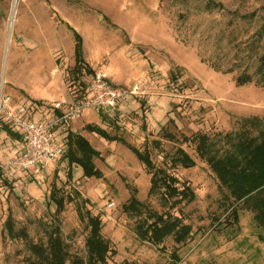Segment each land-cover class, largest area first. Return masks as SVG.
I'll use <instances>...</instances> for the list:
<instances>
[{"label":"rangeland","instance_id":"1","mask_svg":"<svg viewBox=\"0 0 264 264\" xmlns=\"http://www.w3.org/2000/svg\"><path fill=\"white\" fill-rule=\"evenodd\" d=\"M14 3L0 4V91L14 105L31 107L36 120L51 115L62 96L81 95L89 70L114 86L141 89L117 116L91 110L74 124L73 133L101 152L95 163L102 178L85 177L78 164L70 177L66 154L38 178L0 168V264H30L36 260L30 245H47L57 228L67 263L80 264L89 214L101 218L113 249L107 264H264V230L254 212L239 203L233 219V198L197 149V134L223 156L239 135L264 130V0H17L11 28ZM243 74L252 81L237 85ZM89 123L147 152L180 187L190 186L194 200L173 204L161 191L151 194L145 164L125 144L85 132ZM18 138L12 124L0 122V163L20 151ZM179 148L194 166L174 161ZM52 191L65 197L61 212ZM133 194L139 211L127 207ZM148 210L189 225L186 241L142 239L138 225Z\"/></svg>","mask_w":264,"mask_h":264},{"label":"trees","instance_id":"2","mask_svg":"<svg viewBox=\"0 0 264 264\" xmlns=\"http://www.w3.org/2000/svg\"><path fill=\"white\" fill-rule=\"evenodd\" d=\"M0 0V4H1ZM1 13V5H0ZM78 57H81L80 49ZM81 60V59H80ZM262 68H264V56L262 57ZM83 63L78 60L74 72L82 73ZM89 72L94 73L93 70ZM252 81L251 76L243 74L237 78V85H244ZM83 85V84H82ZM86 87L83 85L82 90ZM85 129L91 133H97L110 141H117L128 146L136 157L145 164L146 168L152 173L150 193L162 192V196L173 204L193 201L195 193L190 186L180 187L179 179L171 175L166 169L156 167L147 152L129 144L120 136L110 135V133L95 124L86 125ZM11 136L18 137L13 131L5 127L4 129ZM198 152L203 156H208V163L220 179L223 186L229 191V197L233 198V210L231 215L234 220L239 219L237 204L243 203L244 207L254 212L255 220L264 230V130L258 136L248 134L239 135L234 150L223 156L211 153V145L205 134H197ZM70 170L69 176L72 177L71 168L74 164L81 165L84 169L85 177L102 178L103 172L95 163L96 158L101 157V152L82 134L70 132L68 135L67 148L65 150ZM174 161L184 167H192L195 160L183 148H179L175 154ZM52 199L57 205V211L64 209L65 197L59 196L56 191H52ZM71 199V198H70ZM129 209L139 211L142 207L141 202L133 194ZM89 225L91 227L89 236L86 240L87 257L80 259V264H107L108 256L113 249L108 240L102 235V221L98 216L89 214ZM139 234L142 239L149 240L154 244L160 245L171 235L179 243L185 242L190 235L189 225L182 223L181 219L172 214L157 213L147 211V217L142 224L138 225ZM30 249L36 256V260L30 264H68L69 254L65 243L57 228L49 240L48 244H31Z\"/></svg>","mask_w":264,"mask_h":264},{"label":"built area","instance_id":"3","mask_svg":"<svg viewBox=\"0 0 264 264\" xmlns=\"http://www.w3.org/2000/svg\"><path fill=\"white\" fill-rule=\"evenodd\" d=\"M139 83L131 90L114 86L101 72L92 73L81 95L54 101L53 115L49 119L36 120L34 110L24 104L14 105L12 98L0 91V122L10 123L19 133L22 147L0 168L24 171L36 178L44 176L48 166L65 154V140L73 131L74 123L88 111L117 116L121 103L140 92ZM108 206L114 207L112 201Z\"/></svg>","mask_w":264,"mask_h":264},{"label":"crops","instance_id":"4","mask_svg":"<svg viewBox=\"0 0 264 264\" xmlns=\"http://www.w3.org/2000/svg\"><path fill=\"white\" fill-rule=\"evenodd\" d=\"M86 83V82H85ZM83 86L81 85V88H82ZM77 95V94H76ZM123 103V102H122ZM121 103V104H122ZM122 106V105H121ZM122 108V107H121ZM98 113V112H97ZM52 115H53V113H51V115L49 114L48 116L47 115H44L41 119H49V118H51L52 117ZM84 116H85V114H84ZM83 116V117H84ZM40 119V120H41ZM79 121V120H78ZM78 121H76L74 124H76ZM89 124H92V123H89ZM88 125V124H87ZM86 127V125L84 126V128ZM77 129L78 128H76V126L74 125V129H73V131H71V132H74V131H77ZM85 130V132H86V129H84ZM15 131V130H14ZM69 135V134H68ZM83 135V134H82ZM85 136V135H84ZM88 140H89V138L87 137V136H85ZM68 138V137H67ZM17 143H19V145H20V149H21V147H22V144H21V141H20V138H18L17 139Z\"/></svg>","mask_w":264,"mask_h":264},{"label":"bare ground","instance_id":"5","mask_svg":"<svg viewBox=\"0 0 264 264\" xmlns=\"http://www.w3.org/2000/svg\"><path fill=\"white\" fill-rule=\"evenodd\" d=\"M17 0H15V3L13 4V13H12V17H11V24L10 27H13L14 24V17H15V13H16V7H17Z\"/></svg>","mask_w":264,"mask_h":264},{"label":"water","instance_id":"6","mask_svg":"<svg viewBox=\"0 0 264 264\" xmlns=\"http://www.w3.org/2000/svg\"><path fill=\"white\" fill-rule=\"evenodd\" d=\"M10 24H11V22H10Z\"/></svg>","mask_w":264,"mask_h":264}]
</instances>
